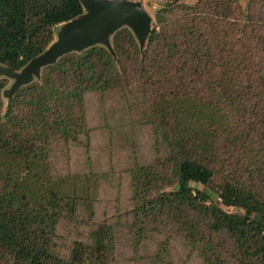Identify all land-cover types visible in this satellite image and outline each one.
I'll return each mask as SVG.
<instances>
[{"label":"trees","instance_id":"trees-1","mask_svg":"<svg viewBox=\"0 0 264 264\" xmlns=\"http://www.w3.org/2000/svg\"><path fill=\"white\" fill-rule=\"evenodd\" d=\"M81 11L79 0H0V62L21 68ZM155 20L144 52L122 27L118 63L101 45L66 54L4 112L0 78V264H110L106 220L59 251V222L81 204L93 217L96 190L48 171L53 141L88 133L85 93L109 89L139 93L166 150L131 169L136 246L156 232L201 246L206 264H264V0L245 11L237 0H164Z\"/></svg>","mask_w":264,"mask_h":264},{"label":"rangeland","instance_id":"rangeland-1","mask_svg":"<svg viewBox=\"0 0 264 264\" xmlns=\"http://www.w3.org/2000/svg\"><path fill=\"white\" fill-rule=\"evenodd\" d=\"M163 1L142 0L153 16L152 28L156 24L155 13ZM237 1L245 11L251 0ZM10 81L8 79L7 84ZM84 104L88 133L80 134L76 140L53 141L49 146L48 171L53 178L70 175L90 179L96 190L94 215L89 218L81 204L72 219L65 217L59 222L55 238L59 251L67 255L73 240L89 241L90 232L106 220L115 230L110 264H206L201 246H194L182 237L172 236L169 242L163 243L164 235L151 232L139 245L135 244L131 231V169L136 164L165 156L166 152L164 143L147 120L139 93L119 89L87 92ZM73 180L70 178L69 182ZM224 209L242 212L241 208L232 206H224Z\"/></svg>","mask_w":264,"mask_h":264},{"label":"water","instance_id":"water-1","mask_svg":"<svg viewBox=\"0 0 264 264\" xmlns=\"http://www.w3.org/2000/svg\"><path fill=\"white\" fill-rule=\"evenodd\" d=\"M82 11L58 24L48 46L28 60L21 68L0 62V78L11 81L1 91L3 112L14 94L23 86L41 80L42 70L71 52L80 53L89 47L101 45L118 63L112 45V36L122 27L133 34L140 52H144L152 31L153 16L142 0H79Z\"/></svg>","mask_w":264,"mask_h":264}]
</instances>
